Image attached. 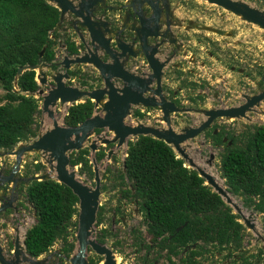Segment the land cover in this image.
<instances>
[{"label": "trees", "instance_id": "16d2710c", "mask_svg": "<svg viewBox=\"0 0 264 264\" xmlns=\"http://www.w3.org/2000/svg\"><path fill=\"white\" fill-rule=\"evenodd\" d=\"M258 1L264 4V0ZM60 15L59 9L46 0H0V87L4 91L0 97V152L14 151L20 144L38 137L36 118L42 112V100L35 94L42 88L36 81V71H26L16 81L18 70L44 63L52 64L56 70L59 39L68 55L79 54L80 47L71 35L57 33ZM43 50L45 53L40 57ZM87 72L77 67L70 74L81 86L94 89L86 79ZM97 111L95 103L85 99L68 109L64 126L77 127ZM134 117L144 119L146 115L137 110ZM215 129L220 130L218 135L213 130L209 137L223 148L218 172L226 189L244 208L262 215L264 228V126H254L245 132H228L218 126ZM225 137L227 143H223ZM127 154L126 165L123 164L117 178L120 200L137 205L145 217L150 243L144 246L148 252L163 257L161 254L167 251L165 258L169 264H177L173 258H179L190 246L180 257V264H201L212 253L209 247L216 253L229 250V258L233 257V249L242 248L246 231L241 217L206 185L197 171L185 167L172 147L153 137L141 136L128 143ZM88 155V148L73 152L71 169L81 166L82 172L94 175ZM104 157L102 152L97 159ZM35 166L38 172L46 168L42 163ZM25 195L33 211H37L36 224L27 231L24 240L27 255L38 259L63 241L62 253L70 258L77 243L78 198L53 179L32 181ZM116 212L124 216L120 208ZM98 223H102L101 215ZM180 227L182 230L177 232ZM74 228V239L70 240ZM109 236L111 231L104 230L98 241L105 244ZM134 239V245L140 249L144 243L142 233L139 231ZM99 260L104 259L89 258V263L97 264ZM243 264L250 262L244 259Z\"/></svg>", "mask_w": 264, "mask_h": 264}, {"label": "water", "instance_id": "95a60500", "mask_svg": "<svg viewBox=\"0 0 264 264\" xmlns=\"http://www.w3.org/2000/svg\"><path fill=\"white\" fill-rule=\"evenodd\" d=\"M46 1L57 7L61 13L57 30L63 25L68 24L65 31L69 32L73 30L78 37L80 52L73 57H64L60 63L64 70L63 73L53 72L52 68L54 66L46 63L37 66H24L18 70L16 81L26 71L38 72L39 85L41 88L49 87V90L46 92L41 89L35 96L42 98L41 111L44 114H48L50 118L54 117L51 110L58 104H71L73 106V104H79L85 99L95 102L96 109L100 108L102 115L94 114L77 127H66L64 126V122L63 125L54 123L49 131L32 142L22 143L27 145L20 144L17 150L11 152H0V156L2 157L7 155L16 157L15 165L8 175L0 171V213L14 207V203L18 200L15 192L19 185L18 182L21 183V180L16 178V175L20 172L25 154L33 151L50 154L52 162L55 163L53 171L56 173V176L43 175L40 178H33L31 182L35 180H56L58 183L72 190L79 200L78 231L75 249L77 252L75 251V254L70 257L71 264H90V251L95 252L97 256L103 258V264H118L117 256L108 245H103L97 239L92 238L96 229L100 197L102 195L99 172L97 169L94 170L96 185L95 188H90L78 178L75 171L71 170L70 164V155L73 152L83 150L84 145L90 137L96 133L95 131L107 130L113 132L115 137L100 140L102 135H98L97 139L90 145L91 154L98 150V141L107 146L116 144L118 148L127 144V141L132 137L137 139L141 136H149L156 140L164 141L185 162V167L197 171L199 176L206 181V185L211 187L233 209L234 214L241 216L240 221L245 228L256 232L254 224L244 217V208L240 210L229 198L231 194L228 193L226 185L224 190L215 180L214 176L208 172V169H212L216 165L215 154H210L204 160L203 165H198L195 159L187 152V149L191 150L194 148L190 142L194 143L196 138L210 128L217 119H248L246 115L247 111L264 101V91L249 99L247 104L240 108L208 110L205 112L206 120L199 127H189L177 133L172 126V115L180 113L183 110L165 97L162 89V77L164 75L163 68L166 66V63H162L155 58L157 51L155 49L152 50L150 44L151 40L158 38H161L162 42L163 40L175 42L174 39H171V23L167 16H165V19L168 21L165 24L167 30L165 32L161 30V23H163L161 21L162 12L165 9L166 14L169 13V0H129L121 7L109 5L108 0ZM204 1L228 10L234 15L241 17L244 21L257 25L264 30V11L236 0ZM161 3L163 9L160 8ZM145 8L152 11L153 14L150 17H147L143 12ZM112 12H123L119 18L120 21L123 20L124 25L118 30H115L114 24L107 16ZM131 18L137 20L139 26L131 23ZM204 30L217 33L211 27H205ZM126 32L131 33L132 36L124 35ZM106 35L113 36L110 38H116V49L110 47L111 39L106 38ZM132 42H138L140 45L139 51L135 49ZM44 53L45 50L42 51L40 57H43ZM139 54H143L146 57L151 69V74L147 77L144 74L142 76L136 75L134 72L126 69L125 63L130 58H137ZM84 65L93 67L98 71L103 81L102 88L87 91L66 84V81L71 79L69 71ZM154 80L156 81V87L153 89L152 87L155 86ZM141 106L146 109H159L162 114V124L166 125L167 128H157L140 123L137 126L127 125L125 121L129 116H132L133 109ZM188 111L191 110L189 109ZM114 154V150L109 151L107 160L110 161ZM125 154L127 158V152ZM202 158L205 157L202 156ZM92 163L96 165L95 160ZM123 164L124 166L126 165L125 161ZM12 183L14 186L10 193L2 190L3 187ZM34 214L36 216V210ZM182 228L180 227L177 232H180ZM195 247L194 245L193 249ZM18 248L19 246H16L14 250L15 259L19 255ZM30 259L35 260L34 258ZM0 264H19V262L7 260L4 256V250L0 247ZM33 264H38V261H35Z\"/></svg>", "mask_w": 264, "mask_h": 264}, {"label": "rangeland", "instance_id": "374dc122", "mask_svg": "<svg viewBox=\"0 0 264 264\" xmlns=\"http://www.w3.org/2000/svg\"><path fill=\"white\" fill-rule=\"evenodd\" d=\"M113 1L114 0H108V3L111 4ZM236 1L247 3L256 9L264 11V4L258 0ZM172 2L174 4L177 2L180 3L178 7L176 5V18L181 23H187L189 19H192L219 31L218 34L207 33L200 37L198 34L194 33L189 34L186 38H181L179 36V39L184 42L186 50L193 53L197 58L196 60H199L198 64L195 66L189 65V63L184 64L182 69H185V71H183L181 79L178 80L177 77H175L176 79L173 80V87L175 90H177V88H183L184 90V96L181 97V101L184 102L185 107L193 109V111L188 114L172 115L173 129L177 133H180L183 129L201 125L206 119L205 112L208 110L235 106L240 101V99H236L240 93L257 95L264 91V30L257 25L244 21L241 17L234 15L230 11L216 5H211L204 0H173ZM209 53L213 54V58L209 57ZM228 62H232L235 65H239L240 68L246 69V73L249 74V77L245 78V76L238 72H232ZM203 65H205V68H202ZM83 68L87 71H94L90 66L85 67L84 65ZM87 73L90 76V73ZM91 74L95 78L100 77L99 73L96 71L91 72ZM89 76L86 77V79L89 80L88 82L91 81V77ZM185 82L187 86L182 85ZM224 82H226V84H224ZM90 83L93 82L91 81ZM190 83L196 85V87L188 90V84ZM72 87L82 88L83 86H81L79 82H72ZM42 89L47 92L49 87H42ZM82 89L91 91L87 88ZM220 91H225L226 95L222 96ZM197 93H202L203 99L197 100ZM3 94L4 91L0 87V97ZM213 95H218L219 98L213 101ZM190 98L197 101L193 102ZM40 104L42 107V101ZM70 107L71 104H60L55 108L56 111L52 112L55 116V121L60 125H63L66 112ZM137 110H145V113H150L147 114L144 119H138L134 117V112ZM95 114L102 115L101 109L99 108ZM161 116L162 114L159 109L151 108L146 110V108L141 106L139 108H134L132 116H129L125 122L127 125H134L137 122L138 124L140 123L152 127L167 128L166 125L162 124ZM36 120L38 137L53 127L54 121L50 120L48 114L45 115L41 112ZM216 126L219 128L225 127L228 132H245L254 126H264V101L255 108V111L248 113V119L217 120L212 128H216ZM100 131V133L92 135L84 145V149H89L88 159L93 167V172L97 169L101 178L102 195L100 197L96 229L94 230L92 238L98 240L104 230H112L113 235L106 238V245H108L117 256V263L143 264L146 254L134 245L135 239L130 233L132 229H137L142 233L146 242L149 241L148 244L150 243V238L147 235V228L144 223L145 217L137 205L127 202L126 200H120L119 189H121V187L117 182L120 170L123 168V162L126 159L125 153L128 151V143L130 141H135L136 138H130L127 141V145L119 149L116 148V144L107 146L101 144V141H98V150L91 154L90 145L97 139L98 135H102L101 137L106 136L108 139L115 137L113 132L107 130ZM209 138L207 132L196 138L194 141L196 145L194 144V146H192L194 148L188 153L191 156L194 153L196 156H205V158L210 154H215L216 165L213 169H216L218 172L222 150L215 147ZM18 148L19 146L15 150ZM111 150H114L116 154L108 161L107 155ZM102 152H104L105 157L98 160L97 157ZM93 160L96 161V165L92 163ZM15 162V156H0V171L8 175L12 171ZM38 163H42V165L46 167L41 172L36 170L35 165ZM50 167V164L46 162L43 152L33 151L25 154L20 172L16 175V178L21 180V183L18 182L19 185L15 192L18 200L14 203V207L8 208L5 212L0 213V247L4 250L6 259L11 262L18 261L19 264H33L35 261H38V264H71L70 258H67L62 253L64 246L63 241L57 242L48 253L35 260L29 258L24 247L27 231L36 224V216L33 208L27 201L25 195L26 187L35 177L40 178L43 175L54 177V175L51 174L52 168ZM71 170L77 173L84 184L90 188H95V172L94 175H90L86 171L82 172L81 166H76ZM13 186L12 183L8 185V187L6 186L7 189L3 187L2 190L10 193ZM122 187L124 188V186ZM229 196L237 207L239 205L240 209L244 208L243 204L238 199L234 198L232 195ZM124 205H126V208H124ZM118 206H121L122 209L124 208L123 210L125 212L123 210L121 211L124 213L125 221H127L126 226H123L122 223H118L119 219L122 217L120 214H116V207ZM243 211L252 214L250 221L254 219L255 222L253 221V224L256 230V232H253L245 228L246 234L242 243L243 251L248 255L256 254L259 249L264 247L262 215H257V213L252 210H246V208H244ZM100 215L102 220L101 224L98 223ZM113 217L115 222L114 225H112ZM75 231L74 228L71 232L70 240L74 239ZM16 246H19V255L15 259L14 250ZM209 249L212 253L209 255L207 254V257L201 260V264L202 262L203 264H230V260H226V256H223L229 253V250H226L222 256H219L212 248L209 247ZM75 251L76 250H74L73 254H75ZM232 253L237 256L240 252L232 250ZM154 256L155 255H152L149 259L155 261L156 264H169L166 258L159 257L156 259ZM98 257L99 256H97L95 252L90 251L89 258L98 259ZM173 261L178 263L177 259ZM97 264L103 263L99 260Z\"/></svg>", "mask_w": 264, "mask_h": 264}, {"label": "flooded vegetation", "instance_id": "af4514ba", "mask_svg": "<svg viewBox=\"0 0 264 264\" xmlns=\"http://www.w3.org/2000/svg\"><path fill=\"white\" fill-rule=\"evenodd\" d=\"M127 1H129V0H114L112 2L113 4L109 3V5H111L113 7H121L124 4H126ZM135 1H137V0H135ZM149 1H151V0H149ZM172 1L173 0H169V3H168L169 13L166 14V10L165 9L162 12V20L161 21L163 23H161V27H162L161 30H162V32H165L167 30V27L165 25L166 23H168V21L165 19V16H167L169 18L170 23H171V26H170L171 35H172L171 39H174L175 42L174 43L170 42V40H163V42H162V39L158 38V39L151 40L150 44L152 46V50L155 49L157 51L155 53V58L157 60H159L160 62H162V63H166V66L163 68L164 75L162 77V89H163V93H164L165 97L168 100H170L171 102L175 103L178 108L183 110L182 112L177 113V114H183V113L188 114V113H191L193 111V109L185 107L184 102L181 101L182 100L181 97L184 96V94H183L184 90H183V88H177V90H175V88L173 87V80L176 79L175 77H177L178 80L181 79V77L183 76V71H185V69H182V66L184 64H186V63L188 64L189 63V65L195 66V65L198 64L199 60H196L197 58H196V56L193 53H190L188 50H186V46H185L184 42L179 39V36L181 38H186L189 34L194 33V34H198V36L200 37L201 35L207 34V33L218 34L219 31H217V33H215V32H210V31L204 30L205 27H209V26H207L205 24H201V23H199V21H195V20H192V19H189L187 21V23H181L176 18V10H177L176 5L178 7V6H180V3L177 2V3L174 4ZM160 8H162V3L160 5ZM143 12L145 13V15L147 17H150V15L153 14L152 11L150 9H148V8L143 9ZM122 14H123V12L122 13H119V12L113 13L112 12L109 15H107L108 18L110 19V21H112V23L114 24L115 30H118L122 25H124L123 20L120 21V18H119L120 15H122ZM199 20H201V19H199ZM130 22L133 23V24H136V26H139V22L137 20L133 19V18H131ZM57 33L59 34V32H57ZM63 34H65V33H63ZM63 34H61V35H63ZM68 34L71 35L73 41H75V43H76V41L78 40V37L76 35H74V34H71V33H68ZM124 35H131L132 36V34L129 33V32H126ZM110 37H113V36L106 35V38L111 39L110 47H113V48L116 49V44H117L115 42L116 38H110ZM87 39H88V37H87ZM62 44H63V46H65V44L61 43V41L59 39L58 40V46H57V49H56V52H57L56 61H55L56 70H54V67H53L52 68L53 72H61V73H63L64 70H63V67L60 65V63L63 61L65 56L73 57V56H70V55L67 54L66 46H65V48H63ZM133 44H134L135 49L137 51H139L140 50V45L138 44V42H134ZM77 46L79 47V44ZM80 46L83 47L82 45H80ZM79 52H80V49H79ZM209 57L213 58V54L209 53ZM176 61H178V62H176ZM228 63L230 65L229 67H230L232 72H234V73L238 72L241 75L245 76V78L249 77V74L246 73V69H242V68L239 67V65H235L232 62H228ZM125 66H126V69L130 70L131 72H134L136 75H141L142 76V74H144L145 77H147V76H149L151 74V69L149 68V65H148V62L146 60V57L143 54H139V56L137 58H130L128 60V62L125 63ZM85 67H87V66H85ZM202 68H205V65H203ZM81 69L83 71H87V70H84L83 66H81ZM92 69L94 71H88V72L90 73L89 77H91V79L93 80V81L92 80L91 81L93 83H90L91 81L89 83L95 87L94 89L102 88L103 87L102 78L101 77H99V78L93 77L91 72H95L96 71L98 73V71L95 68H93V67H92ZM73 70L74 69L69 71V75L70 76H71L70 73ZM87 81H89V80H87ZM94 81H96V82H94ZM72 82H78V81L76 80V78L74 79L71 76V79L69 81H66V84L72 86ZM99 83H100V85H99ZM154 83H155L154 84L155 86L152 87L153 89L156 87V81L155 80H154ZM224 84H226V82H224ZM182 85L187 86V83L185 82ZM188 86H189L188 90H190L191 88H195L196 87V85L191 84V83L188 84ZM82 88H87V87H82ZM87 89L94 90V89H90V88H87ZM220 92H221L222 96L226 95L225 91H220ZM259 94H257V95H259ZM254 96H256V95H254V94H250L249 95L248 93H246V94H241L240 93L239 96L236 97V99H240L239 103L236 104L233 107H230V108H240V107L244 106L245 104H247L248 100L251 99ZM196 98H197V100L203 99V94L202 93H197L196 94ZM217 98H219L218 95H213V101H216ZM190 100L193 101V102L197 101V100H194L192 98H190ZM256 107H258V106H256ZM256 107H254V108L250 109L249 111H247V113H246L247 117H248V113H251V112L255 111ZM147 109L149 110L151 108H147ZM189 109L191 111H188ZM141 112L143 114H145L146 116H147V114L150 113V112L145 113V110H143ZM174 115L176 116V114H174ZM240 119H247V118H240ZM217 120H222V119H217ZM213 124L211 125L210 128H208L206 131H204L200 136H202L205 132H207V135L210 136V134H211V132H213V130H214L213 134H215V136L218 135L220 130L215 129V127L212 128ZM199 126H197V127H199ZM239 132H241V131H239ZM200 136H198V137H200ZM104 137L106 138V136H104ZM209 139L211 140L212 144L215 147H217V148H219L221 150L223 149L222 147L216 146L214 144V139L212 137H210ZM223 143H227V137H225L223 139ZM231 145H232V142L229 143V146H231ZM7 187H6V189H7ZM116 208H120V210H123L124 208H126V205H124L123 209H122L121 206H118ZM6 210H8V209H6ZM5 211H2L1 213L5 212ZM116 214L118 215L117 212H116ZM118 223H122L123 226H126L127 221H125L124 216H123V217H121L119 219ZM114 224H115V222H114V217H113L112 218V225H114ZM146 232H147V229H146ZM111 233H112V230H111ZM138 233H139V231L137 229H132L130 234H132L134 236V235H136ZM112 235H113V233H112ZM143 240H144V243L141 244L140 249H139L140 251H144L145 254H146L145 255V257H146L145 258V262L143 264H156L155 261H152L149 258H151L152 255H155L154 257L157 259V258H159L158 257L159 254L158 253H154L153 254L152 252H148L145 249L144 244L145 245L148 244L149 241L146 242V239L144 238V236H143ZM134 244H135V240H134ZM192 248H193V246H192ZM155 249H156L155 251H157V252L159 251L157 245L155 246ZM188 250H190V246L186 247V249L184 250V253L181 256H179V258H177V261H178L177 264H180V257H184L185 253ZM236 251L240 252L237 256H235L233 253H232L233 257H230V258L228 257L229 253L223 255V256H226V258H227L226 260H230V264H243L244 263V259H247L250 262V264H264V247L259 249L256 254H252V255L246 254L245 251H243V247L241 249L236 250ZM224 252L225 251L219 252L217 254H219V256H222V254ZM166 254H167V251H164L161 255H163V258H165ZM174 259H176V258H173V260Z\"/></svg>", "mask_w": 264, "mask_h": 264}, {"label": "bare ground", "instance_id": "6f19581e", "mask_svg": "<svg viewBox=\"0 0 264 264\" xmlns=\"http://www.w3.org/2000/svg\"><path fill=\"white\" fill-rule=\"evenodd\" d=\"M60 105V104H59ZM56 111V109L55 108H53L52 109V111L51 112H55ZM46 115V114H45ZM49 116V115H48ZM50 118V117H49ZM50 120H53L54 122H53V125H54V123H58L57 121H55V116L53 117V118H50ZM59 124V123H58ZM60 125V124H59ZM137 125H139L137 122L134 124V126H137ZM102 139H106L105 137H101L100 138V140H102ZM190 144L192 145V146H194V143H192V142H190ZM124 145H127V144H124ZM123 145V146H124ZM196 145V144H195ZM117 149H119L118 147H116ZM121 148V147H120ZM190 150L189 149H187V152H189ZM193 151V150H192ZM115 152V151H114ZM197 153V152H196ZM44 154V157H45V159H46V162L47 163H49L50 164V168H52V175H54V176H56V173L53 171V169H54V167H55V163H53L52 162V159H51V157L49 156L50 154H47V153H43ZM116 154V153H115ZM49 156V157H48ZM191 157H193L194 159H195V161H196V163L198 164V165H203L204 164V160H206V158H202V156H196L194 153L192 154V156ZM201 159V160H200ZM187 166H188V164H186ZM213 168H215V166L213 167ZM208 169L209 171L208 172H210V174H212L213 176H214V178H215V180L218 182V184L225 190V187H224V180L221 178V176L219 175V173L216 171V169ZM76 173V172H75ZM76 175H77V173H76ZM78 176V175H77ZM78 178H79V176H78ZM80 179V178H79ZM81 181H83L82 179H80ZM232 197V196H231ZM229 198H230V196H229ZM231 199V198H230ZM232 200V199H231ZM232 202H234V201H232ZM238 207H239V205H238ZM239 209H240V207H239ZM240 210H243V209H240ZM243 214H244V217L246 218V219H248L249 221H250V218H251V216H252V214H249V213H247V212H244L243 211ZM253 219V218H252ZM253 221H254V219H253ZM253 221H250V222H252L253 223ZM257 221V220H256ZM255 222V221H254ZM77 252V251H76ZM117 262H118V259H117Z\"/></svg>", "mask_w": 264, "mask_h": 264}, {"label": "crops", "instance_id": "0c3cea01", "mask_svg": "<svg viewBox=\"0 0 264 264\" xmlns=\"http://www.w3.org/2000/svg\"><path fill=\"white\" fill-rule=\"evenodd\" d=\"M68 26V24H65V25H63L62 27H60V28H58V32L60 33V34H63V33H71V34H74L75 35V33L73 32V30H71V31H69V32H66L65 31V29H66V27ZM76 39V38H75ZM60 41H62V40H60ZM76 44L78 45V40L76 41ZM85 70V69H84Z\"/></svg>", "mask_w": 264, "mask_h": 264}, {"label": "clouds", "instance_id": "9594fccd", "mask_svg": "<svg viewBox=\"0 0 264 264\" xmlns=\"http://www.w3.org/2000/svg\"><path fill=\"white\" fill-rule=\"evenodd\" d=\"M61 43H63V41H61ZM63 46V44H62ZM66 55V54H65ZM38 75V72H36V76ZM38 83V82H37ZM42 108V107H41ZM98 110V109H97ZM68 112V111H67ZM247 210V209H246ZM237 215V214H236Z\"/></svg>", "mask_w": 264, "mask_h": 264}, {"label": "built area", "instance_id": "2783aa9c", "mask_svg": "<svg viewBox=\"0 0 264 264\" xmlns=\"http://www.w3.org/2000/svg\"><path fill=\"white\" fill-rule=\"evenodd\" d=\"M143 63V62H142ZM36 81L38 82V84H39V80H38V78H37V76H36Z\"/></svg>", "mask_w": 264, "mask_h": 264}]
</instances>
